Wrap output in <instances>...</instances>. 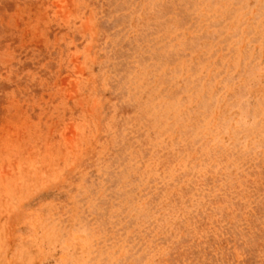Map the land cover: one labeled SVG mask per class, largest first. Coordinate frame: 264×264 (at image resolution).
Segmentation results:
<instances>
[{
    "label": "rangeland",
    "instance_id": "rangeland-1",
    "mask_svg": "<svg viewBox=\"0 0 264 264\" xmlns=\"http://www.w3.org/2000/svg\"><path fill=\"white\" fill-rule=\"evenodd\" d=\"M0 264H264V0H0Z\"/></svg>",
    "mask_w": 264,
    "mask_h": 264
},
{
    "label": "bare ground",
    "instance_id": "bare-ground-1",
    "mask_svg": "<svg viewBox=\"0 0 264 264\" xmlns=\"http://www.w3.org/2000/svg\"><path fill=\"white\" fill-rule=\"evenodd\" d=\"M124 127V126H123ZM118 134V133H117ZM209 155V154H208ZM214 165V164H213ZM111 183V182H110Z\"/></svg>",
    "mask_w": 264,
    "mask_h": 264
}]
</instances>
